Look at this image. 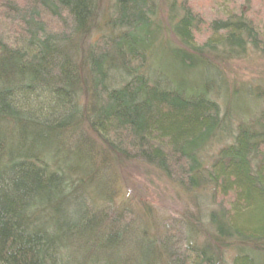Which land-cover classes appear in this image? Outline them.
<instances>
[{
    "label": "trees",
    "instance_id": "16d2710c",
    "mask_svg": "<svg viewBox=\"0 0 264 264\" xmlns=\"http://www.w3.org/2000/svg\"><path fill=\"white\" fill-rule=\"evenodd\" d=\"M165 2L161 29V0H0V264H264V108L214 96L260 11ZM134 162L210 207L149 237L113 203Z\"/></svg>",
    "mask_w": 264,
    "mask_h": 264
},
{
    "label": "rangeland",
    "instance_id": "374dc122",
    "mask_svg": "<svg viewBox=\"0 0 264 264\" xmlns=\"http://www.w3.org/2000/svg\"><path fill=\"white\" fill-rule=\"evenodd\" d=\"M100 12H108L106 10L111 3V0H100ZM183 0H176L175 5H179ZM165 2V0H164ZM161 0V8L163 12H159L158 28L164 27L165 7ZM166 3V2H165ZM192 9L197 12L205 23H208L217 18H223L225 14L233 11L246 10L249 13H256L261 10V5L258 0H188ZM262 11V10H261ZM259 25H263L264 16L258 17ZM105 15L103 18H106ZM253 17V16H251ZM103 18L97 23L98 32L105 29ZM261 18V19H260ZM255 19V18H254ZM262 22V23H261ZM97 35V31L95 32ZM92 35L88 41H92L95 37ZM196 43H203L208 38L207 29L205 27L196 34ZM166 39V38H165ZM155 51L157 48L154 49ZM219 62H216L218 64ZM220 79L226 83V88L214 93V96L222 98L223 90L227 94H233L230 100H225L224 103L229 102L234 118L246 119L250 114L260 111L264 108V55L249 51L246 56L240 59H235L227 63L220 64ZM224 70V71H223ZM225 72V75H223ZM248 91V95L246 93ZM227 95L228 97H230ZM227 97V98H228ZM246 111V112H242ZM115 194L113 203L115 205L124 206L127 209L134 210L135 218L138 209H141L147 215V218L142 217L141 220L134 219L135 227L143 226L148 236L157 233V230L167 224L178 219L184 211L191 213H199L204 209L209 208V202H205L209 193L202 192L203 196L199 199L198 205L193 203L186 195L179 191L174 185L168 183L159 173L154 169L147 167L141 163H127L124 167L119 169V177L116 186L114 187ZM205 202V203H204ZM146 206L147 209L142 208ZM158 225L160 227H158Z\"/></svg>",
    "mask_w": 264,
    "mask_h": 264
}]
</instances>
